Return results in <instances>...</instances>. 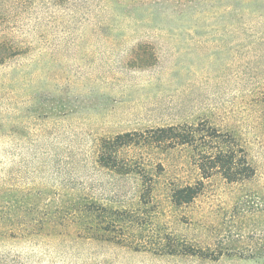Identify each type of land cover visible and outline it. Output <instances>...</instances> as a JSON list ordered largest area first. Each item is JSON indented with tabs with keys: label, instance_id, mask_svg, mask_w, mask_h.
I'll return each instance as SVG.
<instances>
[{
	"label": "rangeland",
	"instance_id": "1",
	"mask_svg": "<svg viewBox=\"0 0 264 264\" xmlns=\"http://www.w3.org/2000/svg\"><path fill=\"white\" fill-rule=\"evenodd\" d=\"M263 98L264 0H0V264H264ZM200 122L253 177L149 141Z\"/></svg>",
	"mask_w": 264,
	"mask_h": 264
},
{
	"label": "trees",
	"instance_id": "2",
	"mask_svg": "<svg viewBox=\"0 0 264 264\" xmlns=\"http://www.w3.org/2000/svg\"><path fill=\"white\" fill-rule=\"evenodd\" d=\"M147 134L151 143L165 149L191 148L202 179L219 174L228 183H237L254 175V169L248 163L244 149L236 140L205 122L160 128ZM123 137L125 136H118L116 143ZM100 162L109 165L104 156H101ZM201 186L202 182H199L176 188L171 195L172 202L177 206L191 203L199 195Z\"/></svg>",
	"mask_w": 264,
	"mask_h": 264
}]
</instances>
